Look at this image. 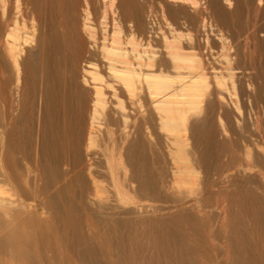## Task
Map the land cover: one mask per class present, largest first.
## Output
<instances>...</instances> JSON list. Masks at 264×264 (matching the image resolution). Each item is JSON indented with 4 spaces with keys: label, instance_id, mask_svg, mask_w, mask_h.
<instances>
[{
    "label": "bare ground",
    "instance_id": "1",
    "mask_svg": "<svg viewBox=\"0 0 264 264\" xmlns=\"http://www.w3.org/2000/svg\"><path fill=\"white\" fill-rule=\"evenodd\" d=\"M237 2L0 0V264H264V107L246 122L222 81Z\"/></svg>",
    "mask_w": 264,
    "mask_h": 264
},
{
    "label": "rangeland",
    "instance_id": "2",
    "mask_svg": "<svg viewBox=\"0 0 264 264\" xmlns=\"http://www.w3.org/2000/svg\"><path fill=\"white\" fill-rule=\"evenodd\" d=\"M258 1H259V3L261 4V0H238V2H237V4L235 5V7L231 10V18H232V22H233V20H234V23H233V26L234 27H237V28H235L237 31H236V33H238V35H240V46H239V61H241V62H239L240 63V67H243L244 69L243 70H241L240 71V73L241 74H239L238 73V75L240 76L241 75V77H239L238 75L235 77L236 79H234L233 78V81H235L234 83H233V81L231 80V78H227V76L226 77H224V79L222 78V81H225L224 83H226L224 86L226 87V88H228V90L231 88V87H229V86H231V85H234V87H232L230 90H232V91H235L234 93H236V98H237V100H236V98H235V100L237 101L236 102V104L239 106V107H241L240 109V111L242 112H240L241 113V115H242V117H243V115H245L244 116V119L246 120V122L249 120V119H252L253 117H254V115H255V110H257V109H259V106L260 107H264V105H262V104H264V103H262V102H264V101H260L261 99H264V96H262L261 94H264V91H262V90H264V88H262V87H264V84H262V83H260V82H264V69H262V68H264V45H261L262 43L260 42V41H258L257 42V40L255 41L254 39H252V31H253V29L254 28H256V27H258V26H261V25H264V6H262V4H264V0H262V4L260 5L259 3H258ZM258 6H261V7H258ZM258 8V9H257ZM235 11V12H234ZM256 11V12H255ZM255 12V13H254ZM254 26V27H253ZM243 29V30H242ZM252 29V31L250 32L249 30H251ZM248 32H247V31ZM244 31H246V32H244ZM240 33V34H239ZM244 33H246V36L245 35H243ZM251 35V36H250ZM242 36H244V37H242ZM250 41V42H249ZM255 42V43H254ZM257 43H259V44H257ZM210 45H211V47L213 48V49H216L217 48V43H215V42H211L210 43ZM249 45V46H248ZM260 46V47H259ZM256 49V50H255ZM196 51H195V53L197 52V54H201L203 57L202 58H206V54H205V52L203 53V50H198V49H195ZM243 50H246V51H243ZM199 52V53H198ZM201 52V53H200ZM254 52V53H253ZM245 53V54H244ZM255 57V58H254ZM254 59V60H253ZM205 60V59H204ZM248 60V61H247ZM254 61V62H253ZM246 63V64H245ZM243 65H246V66H243ZM250 65H251V67H250ZM260 65V66H259ZM254 66L255 67H257V68H254ZM259 66V67H258ZM250 67V68H249ZM254 68V70H252V69ZM261 68V69H260ZM242 69V68H241ZM259 69L261 70V71H259ZM246 71V73H243V72H245ZM248 71V72H247ZM251 71H253V74H251L252 72ZM256 72H258V74L256 73ZM247 73H248V75H247ZM255 73V74H254ZM247 76H246V75ZM249 74H251V75H249ZM210 74H207V78H206V80H207V82H208V84H210L211 82H212V84H210V86L212 85H214V79H212L211 78V76L212 75H210ZM252 75H257L256 77H254V76H252ZM258 75H259V77H258ZM261 75V76H260ZM249 76V77H248ZM213 77V76H212ZM238 77V78H237ZM251 77V78H250ZM260 77H262V79L260 78ZM245 78V79H244ZM250 78V79H249ZM213 81H212V80ZM226 79V80H225ZM256 79V80H255ZM210 80V81H209ZM229 80V82H227ZM251 80V81H250ZM259 80V81H258ZM231 81V82H230ZM254 81H258V82H254ZM239 82V83H238ZM247 83V85L250 87H248V86H245L246 85V83ZM253 83L252 85H251V83ZM231 83V84H230ZM241 83V84H240ZM255 83V84H254ZM258 83V84H257ZM228 84V85H227ZM240 84V85H239ZM259 84H261L262 86H259ZM239 85V86H238ZM254 86V87H253ZM246 87H248V89L249 90H246L247 88ZM253 87V88H252ZM259 87H260V89H259ZM252 88V89H251ZM257 88V90L255 91V89ZM235 89V90H234ZM253 89H254V91H253ZM247 91H249L248 93H247ZM254 93H253V92ZM240 94H239V93ZM256 93V94H255ZM257 93H258V95H260V97L259 96H257ZM261 93V94H260ZM239 94V95H238ZM251 94V95H250ZM235 95V94H234ZM256 95V96H255ZM253 96V97H252ZM257 97V98H256ZM259 97V98H258ZM251 99V100H250ZM250 100V101H249ZM259 101V102H258ZM240 104H239V103ZM261 102V103H260ZM241 105V106H240ZM256 106H257V108H256ZM255 108V109H254ZM250 109H252L251 111H250ZM244 110V111H243ZM248 110V111H247ZM226 112H227V114H226V116H228V119L231 121V118H230V116L232 115L231 113V107L229 108V109H227L226 110ZM244 112H245V114H244ZM249 114H248V113ZM254 112V114H252V113ZM229 114H230V116H229ZM253 115V116H252ZM246 117V118H245ZM250 117V118H249ZM249 122V121H248ZM235 133H238V132H235ZM238 136V137H237ZM201 136H198V135H194V139H195V141L196 140H198V138H200ZM220 136L218 135V139H222V140H224V141H227L226 140V138H224L225 136L224 135H221V137L219 138ZM234 137H236V138H239L240 136L239 135H237V134H235L234 135ZM254 137L255 138H257V139H259V136H258V134H255L254 135ZM226 144H224V145H221V146H219V144H214V147H213V152H214V159L213 160H211L210 162H212V165L211 166H213V167H209V170H207L206 171V173L204 172V173H200L201 175H200V179L202 180V182H201V188H202V191H204L202 194H203V198L205 199L206 198V200H208L209 201V199L211 200L210 202L211 203H213V206L211 207V212H210V214L212 215V216H209L208 217V221H209V223H211V222H213V223H215L216 221H215V213H216V209H217V206H215L214 204V200L216 199V198H218V199H220L221 198V196H219V195H217V193L215 192L216 190H219V192H221L222 191V189H223V191L228 187L229 188V186H231L232 185V183L229 181V182H226L225 184H224V186L223 185H221L218 181H220V175H224V173H223V171H225L224 169H226L225 167H226V165L225 164H229L230 163V161H231V159H230V154H231V144L233 143V142H225ZM202 142L201 143H198V147H200V150L202 149L203 150V148H202ZM204 146V145H203ZM228 147H230V148H228ZM217 148V149H216ZM222 149V150H221ZM217 150V151H216ZM218 157V158H217ZM228 158V159H227ZM219 159V160H218ZM227 161V162H226ZM228 161H229V163H228ZM218 162V163H217ZM222 162H223V164H222ZM226 162V163H225ZM232 162V161H231ZM219 163H221L222 164V166H221V164H219ZM224 165V166H223ZM216 166V167H215ZM222 167H224V168H222ZM212 168H213V170H212ZM217 170H219V171H217ZM209 171V172H208ZM220 171H221V174H220ZM215 172V173H214ZM209 173V175H207ZM223 173V174H222ZM207 176H206V175ZM220 174V175H219ZM247 174H249L248 172H247ZM235 176H237L236 174H234ZM202 176V177H201ZM209 176V177H208ZM245 176H246V173H245ZM248 176V175H247ZM211 177V179H209ZM207 179V180H206ZM213 179H216V180H213ZM204 180V181H203ZM209 180V181H208ZM217 183H216V182ZM204 182H207V183H204ZM210 182L211 183H213V184H210ZM203 183V184H202ZM209 184V185H208ZM226 185V186H225ZM228 185V186H227ZM206 186V187H205ZM220 186V187H219ZM207 188V189H206ZM210 193V194H209ZM222 199V198H221ZM214 210H215V213H214ZM213 212V213H212ZM232 213V212H231ZM211 217V218H210ZM212 217H214V219H212ZM227 217L228 218H230L231 219V215L230 214H228L227 215ZM212 219V220H210V219ZM214 220V221H213ZM229 220V219H228ZM211 221V222H210ZM213 223L211 224V225H213ZM219 224V225H218ZM221 225H223V223H222V221H219V222H217V224H216V226L214 225V229L216 228V232H217V230L219 229V228H217V227H221L220 229V235L222 236L221 238V240H223V243L225 244V236L229 233L230 234V231H229V229H227V228H225L226 226H224V229H223V226H221ZM227 230V231H226ZM226 231V232H225ZM229 231V232H228ZM222 232V233H221ZM226 233V234H224V233ZM228 234V235H229ZM204 253V254H203ZM203 253H201L200 254V257L202 258V261H203V264H205V262H206V264H226V262H228L227 264H231L232 263V260H230L231 259V257H227L224 261L225 262H223V260L221 259V256L219 255V254H213L212 252H210L209 250H205V251H203ZM209 253V254H208ZM203 254V255H202ZM207 255V256H206ZM214 255L216 256V257H214ZM145 258H148V256H150L149 254H146V255H143ZM204 256V257H203ZM219 256V257H218ZM216 258V259H215ZM208 259V260H207ZM213 261H212V260ZM228 259V260H227ZM221 260V261H220ZM227 260V261H226ZM216 261H218V262H216ZM220 261V262H219Z\"/></svg>",
    "mask_w": 264,
    "mask_h": 264
}]
</instances>
